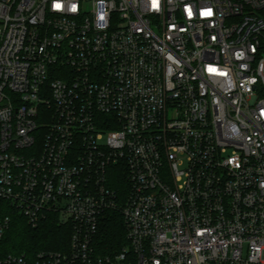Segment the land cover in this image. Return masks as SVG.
<instances>
[{
    "label": "built area",
    "instance_id": "obj_1",
    "mask_svg": "<svg viewBox=\"0 0 264 264\" xmlns=\"http://www.w3.org/2000/svg\"><path fill=\"white\" fill-rule=\"evenodd\" d=\"M0 264H264V0H0Z\"/></svg>",
    "mask_w": 264,
    "mask_h": 264
},
{
    "label": "trees",
    "instance_id": "obj_2",
    "mask_svg": "<svg viewBox=\"0 0 264 264\" xmlns=\"http://www.w3.org/2000/svg\"><path fill=\"white\" fill-rule=\"evenodd\" d=\"M112 184L117 189L128 188L125 175L118 173ZM12 222L6 233L4 248L6 252H35L40 249L66 250L69 246L71 226L60 225L56 219L49 218L37 227H32L26 218L15 209L10 210ZM98 247L103 252L118 251L128 244L125 224L119 211L107 210L102 218Z\"/></svg>",
    "mask_w": 264,
    "mask_h": 264
},
{
    "label": "snow or ice",
    "instance_id": "obj_3",
    "mask_svg": "<svg viewBox=\"0 0 264 264\" xmlns=\"http://www.w3.org/2000/svg\"><path fill=\"white\" fill-rule=\"evenodd\" d=\"M154 2H155V0H154ZM57 7H59V5H57ZM208 15H210L211 13L209 12V13H207ZM102 18V17H101Z\"/></svg>",
    "mask_w": 264,
    "mask_h": 264
}]
</instances>
